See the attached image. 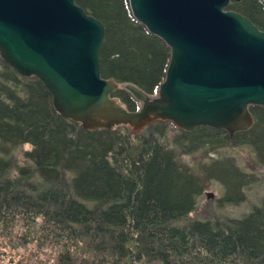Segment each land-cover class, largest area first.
Listing matches in <instances>:
<instances>
[{
	"label": "trees",
	"instance_id": "obj_1",
	"mask_svg": "<svg viewBox=\"0 0 264 264\" xmlns=\"http://www.w3.org/2000/svg\"><path fill=\"white\" fill-rule=\"evenodd\" d=\"M75 1L105 26L102 77L155 95L170 48L133 17L128 0ZM227 9L264 31L263 0ZM113 97L140 109L123 90ZM251 112L254 127L233 137L164 122L138 134L128 127L89 132L56 112L38 79L22 78L0 59V232L14 239L0 237V254L30 246L31 235L52 245L54 264H264V201L238 216L192 218L206 182L222 186V210L248 203L254 176L231 159H211L197 170L183 160L248 146L264 167V107ZM172 126L179 130L173 138ZM25 145L31 150L20 161Z\"/></svg>",
	"mask_w": 264,
	"mask_h": 264
},
{
	"label": "water",
	"instance_id": "obj_2",
	"mask_svg": "<svg viewBox=\"0 0 264 264\" xmlns=\"http://www.w3.org/2000/svg\"><path fill=\"white\" fill-rule=\"evenodd\" d=\"M128 1L133 17L171 50L155 95L102 77L105 26L75 0H0V59L38 79L56 112L89 132L138 134L158 122L231 137L251 130V108L264 107V31L227 9L245 0ZM120 87L139 110L113 97Z\"/></svg>",
	"mask_w": 264,
	"mask_h": 264
},
{
	"label": "rangeland",
	"instance_id": "obj_3",
	"mask_svg": "<svg viewBox=\"0 0 264 264\" xmlns=\"http://www.w3.org/2000/svg\"><path fill=\"white\" fill-rule=\"evenodd\" d=\"M119 90H123L121 87ZM124 91V90H123ZM126 92V91H125ZM116 98V97H114ZM120 102L119 98H117ZM125 104V103H124ZM170 137H176L179 135V130L174 126L169 129ZM25 150H31L29 145H25L22 152L17 153L20 161H22L23 152ZM222 159V160H233L242 170L254 176L255 181L250 188H248V203L241 206H228L225 209H219L218 201L223 194V188L219 183L208 181L205 184V193L200 199L198 211L192 215V218H213L216 215L224 214L238 216L246 213L251 209L253 205H260L264 201V167L256 164L254 159L253 151L248 146L243 147H233L229 146L225 149H220L218 151H211L205 154L196 153L194 155L186 156L183 160L188 163L193 169L197 170L198 165L202 162H209L211 159ZM209 194L214 196L209 198ZM222 216V215H221ZM29 235V234H27ZM30 246L18 248H8L0 254V264H54L55 263V252L52 250V245H44L41 241L37 243L36 241L30 240L31 235H29ZM0 237L5 238V242H13L10 236L5 234L2 236L0 232ZM42 248H40V246ZM25 258V260H24Z\"/></svg>",
	"mask_w": 264,
	"mask_h": 264
}]
</instances>
